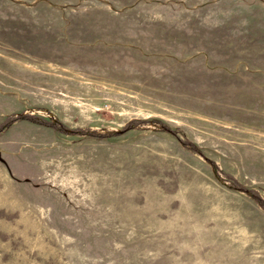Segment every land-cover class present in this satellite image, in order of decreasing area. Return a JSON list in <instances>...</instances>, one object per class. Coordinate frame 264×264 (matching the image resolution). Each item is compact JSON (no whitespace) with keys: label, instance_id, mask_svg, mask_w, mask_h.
I'll return each instance as SVG.
<instances>
[{"label":"rangeland","instance_id":"rangeland-1","mask_svg":"<svg viewBox=\"0 0 264 264\" xmlns=\"http://www.w3.org/2000/svg\"><path fill=\"white\" fill-rule=\"evenodd\" d=\"M0 264H264V0H0Z\"/></svg>","mask_w":264,"mask_h":264}]
</instances>
